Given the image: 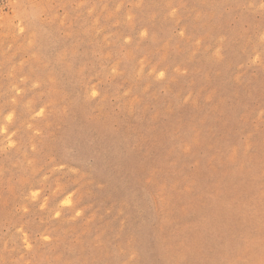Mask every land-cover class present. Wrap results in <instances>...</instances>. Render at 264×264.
I'll return each mask as SVG.
<instances>
[{
    "label": "rangeland",
    "instance_id": "obj_1",
    "mask_svg": "<svg viewBox=\"0 0 264 264\" xmlns=\"http://www.w3.org/2000/svg\"><path fill=\"white\" fill-rule=\"evenodd\" d=\"M0 264H264V0H0Z\"/></svg>",
    "mask_w": 264,
    "mask_h": 264
}]
</instances>
